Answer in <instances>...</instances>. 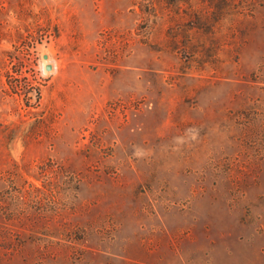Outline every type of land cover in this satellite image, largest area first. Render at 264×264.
Listing matches in <instances>:
<instances>
[{"label":"rangeland","instance_id":"374dc122","mask_svg":"<svg viewBox=\"0 0 264 264\" xmlns=\"http://www.w3.org/2000/svg\"><path fill=\"white\" fill-rule=\"evenodd\" d=\"M0 264H264V0H0Z\"/></svg>","mask_w":264,"mask_h":264},{"label":"water","instance_id":"95a60500","mask_svg":"<svg viewBox=\"0 0 264 264\" xmlns=\"http://www.w3.org/2000/svg\"><path fill=\"white\" fill-rule=\"evenodd\" d=\"M47 58H48L47 55H44V56H43V59H44V60H47ZM51 69H52V66H51L50 64H46V65H45V70H46V71H50Z\"/></svg>","mask_w":264,"mask_h":264}]
</instances>
